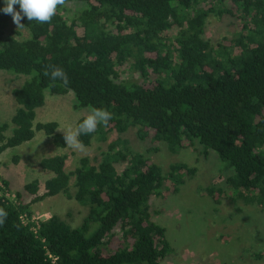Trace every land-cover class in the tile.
<instances>
[{"label":"trees","instance_id":"obj_1","mask_svg":"<svg viewBox=\"0 0 264 264\" xmlns=\"http://www.w3.org/2000/svg\"><path fill=\"white\" fill-rule=\"evenodd\" d=\"M68 3L80 4L73 16ZM4 6L0 0V70L27 78L12 91L18 108L8 138L7 124H0V154L39 130L65 147L56 122L34 120L46 92H71L74 110L91 106L112 114L106 127L79 137L85 146L130 128L149 143V152H157L159 143L171 153L198 144V154L214 151L231 170L224 189H207L214 203L264 210V0H66L50 22L24 17V29L10 33L5 28L12 17ZM210 15H227L240 25L212 43L204 37ZM23 31L28 35L18 38ZM48 65L67 73V86L44 75ZM66 159H40V168L52 175L41 193L36 179L24 185L33 196L29 203L21 192L16 202L0 195L7 212L0 264H161L173 255L151 201L177 192L195 167L178 162L164 171L120 137L97 165L83 157L66 171ZM2 184L8 191V181ZM57 194L86 209L80 225L57 214L30 220V203Z\"/></svg>","mask_w":264,"mask_h":264},{"label":"rangeland","instance_id":"obj_2","mask_svg":"<svg viewBox=\"0 0 264 264\" xmlns=\"http://www.w3.org/2000/svg\"><path fill=\"white\" fill-rule=\"evenodd\" d=\"M66 6L69 16L80 8V4L74 3ZM235 24L239 26L240 22L227 15L220 18L210 15L205 22L204 37L212 43L224 36L230 37L236 30ZM14 29L16 25L11 20L5 32L10 33ZM27 35L23 31L18 38ZM26 78V75L0 70V124H7L4 131L6 138L12 134L11 118L18 108L12 91L20 87ZM72 105L71 92L63 95L46 92L44 105L36 109L34 123L54 121L57 129L68 125L75 127L77 120L85 116L88 109L74 110ZM57 132L64 136L62 131ZM117 137L126 139L132 150L143 153L164 171L178 162L196 168L194 175L187 178L177 192L162 198L155 197L151 201L152 207L158 211L153 218L166 228V236L174 248L173 255L161 264H264V210L256 205L245 206L241 202L235 205L227 201L214 203L207 189H224L225 178L231 170H225V162L214 151L206 157L198 154L196 150L201 149L198 144L171 153L164 143H159L157 152H149V143L140 140L136 130L130 128L122 134L110 132L104 138L92 140L90 145H84L85 151L79 152L67 145L56 146L51 137L39 130L31 140L7 148L0 154V185L3 186L2 179L8 181V193L13 201L17 200V192H21L22 200L29 203L33 196L24 191V185L36 179L41 193L44 182L52 175L40 168L41 158L66 154V171H74L83 157L97 165L109 142ZM73 179L71 177V183ZM30 209L34 221L57 214L73 227L80 225L86 215L82 205L68 200L63 194L30 203Z\"/></svg>","mask_w":264,"mask_h":264},{"label":"clouds","instance_id":"obj_3","mask_svg":"<svg viewBox=\"0 0 264 264\" xmlns=\"http://www.w3.org/2000/svg\"><path fill=\"white\" fill-rule=\"evenodd\" d=\"M4 3L5 6L2 11L11 15L18 31L25 27V24L21 23L24 17H27L28 21L34 20L41 24L50 22L56 15L58 7L64 6L66 0H4ZM17 5L19 6V11L15 8ZM44 75L52 81H61L65 86L69 83L67 73L55 65H48ZM111 119L112 114L107 109L90 106L87 114L83 116L75 127L68 125L57 130L63 132L67 147L83 152L85 151V146L79 137L95 132L100 124L106 127ZM6 218L7 212L0 208V225L4 223Z\"/></svg>","mask_w":264,"mask_h":264},{"label":"built area","instance_id":"obj_4","mask_svg":"<svg viewBox=\"0 0 264 264\" xmlns=\"http://www.w3.org/2000/svg\"><path fill=\"white\" fill-rule=\"evenodd\" d=\"M1 188H3L2 185H0V195H3L4 197L8 198L10 201H13L14 198L10 197V194L8 193V191H2ZM13 202H14V201H13ZM21 220H22L24 223H26V222L28 221V218H27V216H26L25 214H22V215H21ZM30 220L34 221V219H33L32 217H31Z\"/></svg>","mask_w":264,"mask_h":264}]
</instances>
